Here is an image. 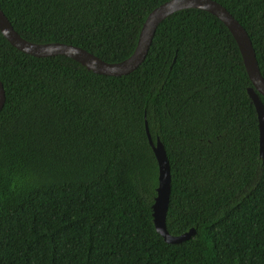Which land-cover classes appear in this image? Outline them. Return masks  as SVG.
<instances>
[{
	"label": "trees",
	"instance_id": "16d2710c",
	"mask_svg": "<svg viewBox=\"0 0 264 264\" xmlns=\"http://www.w3.org/2000/svg\"><path fill=\"white\" fill-rule=\"evenodd\" d=\"M166 0H0L34 43L81 46L109 62L136 50ZM246 28L264 76V0H216ZM0 264H264V157L238 43L188 8L157 28L134 72L36 57L0 30ZM264 102V96L261 95ZM165 145L166 242L152 205Z\"/></svg>",
	"mask_w": 264,
	"mask_h": 264
},
{
	"label": "water",
	"instance_id": "95a60500",
	"mask_svg": "<svg viewBox=\"0 0 264 264\" xmlns=\"http://www.w3.org/2000/svg\"><path fill=\"white\" fill-rule=\"evenodd\" d=\"M188 8H198L213 13L227 25L236 39L248 75L253 84V86L248 88V93L255 104L259 116L260 155L264 157V102L261 99V95L264 96V76L261 72L256 50L248 31L224 5L216 0H166L158 5L149 13L142 26L136 50L128 59L120 62L106 61L100 56L75 44L64 42L40 44L31 42L18 33L1 6L0 30L13 46L27 54L36 57L65 55L96 73L122 76L134 72L144 62L160 23L172 13ZM5 101L6 91L0 79V111L4 107ZM146 130L159 169L157 195L152 205L154 224L166 242L180 243L194 235L196 229L191 228L189 231L180 235H173L168 231L166 219L172 185L170 162L164 143L160 137H157L156 141H154L148 123H146Z\"/></svg>",
	"mask_w": 264,
	"mask_h": 264
}]
</instances>
